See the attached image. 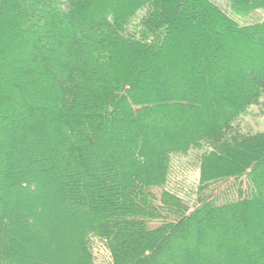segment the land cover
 <instances>
[{
  "label": "trees",
  "instance_id": "obj_1",
  "mask_svg": "<svg viewBox=\"0 0 264 264\" xmlns=\"http://www.w3.org/2000/svg\"><path fill=\"white\" fill-rule=\"evenodd\" d=\"M225 2L0 0V264H264V0Z\"/></svg>",
  "mask_w": 264,
  "mask_h": 264
},
{
  "label": "rangeland",
  "instance_id": "obj_2",
  "mask_svg": "<svg viewBox=\"0 0 264 264\" xmlns=\"http://www.w3.org/2000/svg\"><path fill=\"white\" fill-rule=\"evenodd\" d=\"M218 4L223 7L226 11L228 10V5L225 2V0H217ZM251 18H248V20H250ZM69 63V64H73ZM237 131H239L240 133H245V132H251V131H255V130H264V95L259 99V102L255 105H252L249 107L248 111L242 115L239 120L237 121V124H235ZM186 161V162H185ZM194 155L192 156H182L179 157L177 159L174 160V176L173 179L175 182L177 183H182V185H184L185 187L180 188L181 193H184L185 195H187V192H190L191 195L187 196V197H191L194 198L193 194H194V187L191 188L190 183L196 180L198 171L194 166ZM175 177V178H174ZM27 181V180H26ZM30 181V180H29ZM226 182H220L218 185H213L209 191H217L219 190V188L224 185ZM187 190H186V189ZM224 192H226L224 194L223 198L226 199H230L231 197L234 198V191L231 189V187L229 188H225L224 187ZM228 191V192H227ZM231 198V199H232ZM51 204V205H50ZM50 205V206H49ZM47 207L48 208H53V211L55 212V214H57L59 217L61 215L65 216L67 211L63 210L61 208V201L58 199V196H53L50 199V203H47ZM46 209V208H45ZM54 233L57 235V238L59 241L65 242L67 244V246L69 247L68 249V253L67 256H65L64 258H62V256L56 255V256H50L48 258L50 259H58L61 264H72V260H70L71 258V254H75L78 253V248L76 247V244L74 242L73 239V235H74V230H66L65 228L62 229V227H60V229H54L53 230ZM25 253V252H24ZM102 253V255H101ZM104 250L100 248V252H99V257L100 258H104L105 254H104ZM190 253H192L193 255V251H190ZM190 258H195V256H191Z\"/></svg>",
  "mask_w": 264,
  "mask_h": 264
}]
</instances>
